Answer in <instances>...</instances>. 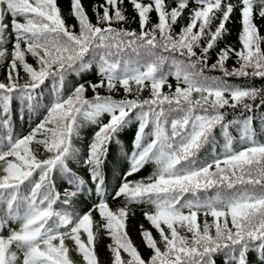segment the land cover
<instances>
[{
  "label": "snow or ice",
  "instance_id": "snow-or-ice-1",
  "mask_svg": "<svg viewBox=\"0 0 264 264\" xmlns=\"http://www.w3.org/2000/svg\"><path fill=\"white\" fill-rule=\"evenodd\" d=\"M92 12L95 23L71 0L69 25L58 0H0V264H77L71 251L100 264L101 231L111 264H216L220 253L223 264H264V84L235 82L264 81V0H104ZM234 16L240 47H220ZM137 18L139 31L124 26ZM93 67L96 83L65 91L69 76ZM13 101L19 119L25 110L35 118L26 135L15 134ZM133 124L129 152L121 135ZM86 126L95 131L79 147ZM113 144L128 163L115 210L106 187ZM148 164L150 175L128 179ZM80 196L91 201L84 213L74 207ZM133 205L147 206L159 237L140 225L147 259L127 232Z\"/></svg>",
  "mask_w": 264,
  "mask_h": 264
},
{
  "label": "trees",
  "instance_id": "trees-1",
  "mask_svg": "<svg viewBox=\"0 0 264 264\" xmlns=\"http://www.w3.org/2000/svg\"><path fill=\"white\" fill-rule=\"evenodd\" d=\"M104 2V0H82V4L85 7L90 19L92 20L93 23H95V16L92 12V5L93 4H102ZM144 2H148V0H144ZM58 6L61 9V14L62 16L65 18L66 23L71 25V24H75L76 21L72 18V16L70 15V9H71V0H58ZM127 7V15L129 18V21L132 20L133 16L135 15L132 11V7L131 5H126ZM152 20L153 22H155V13H152ZM6 22H10V17L8 18V20H6ZM187 23V12H185L184 16L181 17L179 24L175 27V31L178 32L179 31V26L182 24H186ZM258 24H260V21H257ZM125 27L131 28V29H136L137 31H139V24H138V18L136 20V22H132V23H128L126 25H124ZM228 31H229V35H227L224 39L223 42H221V44L219 45L220 47H223L225 43L227 44H231L236 48H239V41H238V34L240 32V24L238 19H236V17L234 16L233 19L227 23L226 25ZM261 34L264 35V26H261ZM9 50H11V44L8 45ZM215 59V56L213 55V60ZM27 60L29 63L35 64V61L28 56ZM228 66H232L233 64V59H230L227 62ZM6 74H7V62H5L4 65L0 66V82H6ZM21 76L24 77V74L21 70ZM26 78V77H25ZM97 76L95 74V67H93L92 71L90 73L87 74H83L80 76H69L67 78V81L65 83V91L67 92V90L74 84L77 83H82L84 81L87 80H92L93 83L97 82ZM235 79V78H233ZM21 83L24 82V79H21L20 81ZM236 83H244L246 86L247 85H251L254 83L255 86L260 87L262 84H264V81H261L259 79H256L254 82L253 81H235ZM169 83H171L173 85V91L176 85V82L173 78L169 77ZM47 84V82H46ZM165 92L168 91L167 87H165L163 89ZM102 95H105L107 93H105V91L103 89L100 90ZM88 98H91L93 93L91 92V90L89 89V91L86 93ZM114 97L116 99H122L124 98V93L122 90H120L119 92L113 93ZM149 96V91L146 89L142 95H141V99L143 98H147ZM128 98H133L132 96H129ZM257 103H259V101H257ZM13 109L16 112V118L14 120L15 123V134L16 135H26L28 134L31 126L35 123V118L30 119L29 115L27 113V111L25 110L23 112V119H19L20 116V109H19V104L17 101H13ZM261 111H264V108H261ZM231 118V117H229ZM105 122L107 121V117H104ZM136 125L133 124L131 126L130 129L126 130L125 133H123L121 135V139L123 140L125 146L127 147L128 151H131V138L134 134ZM95 131L94 127L91 126H86L84 129H82L81 131V141H77V145L79 147H85L88 143V141L91 139V135L92 133ZM233 135H236L235 130L233 129ZM257 131L259 132V128L257 127ZM217 137L219 138V130H217ZM261 141H264V136L260 137ZM239 145H237L238 147ZM32 149L34 151H37V145L33 144ZM210 151V148H205L202 150L201 152V158H204L206 155H208ZM43 152V149L40 148L38 155L40 153ZM70 167L73 168L74 171H77L81 176H84L85 179H88V177L86 176V174L84 173V171L80 168H78L77 165H75L74 163L70 162ZM128 168V163L127 160L124 159L122 160L120 158V154H119V150L116 147L115 144H113L112 146V150H111V155L109 157V162L106 168V175H107V181H106V187L108 189L109 192V205L112 209H117L118 207L122 206V199H116L113 200L111 199V194H114L115 189L119 186V184L121 183V179H122V174L123 172ZM115 170V172H114ZM154 170V166L152 164H148L146 165L142 170H140L136 175L128 177L129 180H139L143 177H147L148 175H150ZM58 184L63 187V183L61 181H58ZM211 194V193H210ZM94 196V193L92 194ZM74 207L77 211H79L80 213H84L86 212L90 207H91V201L85 197V196H80L78 199L75 200L74 202ZM147 206L145 205H133L132 208L134 210V214L130 212L129 217L127 219V232L131 238V240L133 241L134 245L137 246L138 250L140 251V253L142 254V256L147 259L150 256V251L148 249L145 248L143 242H142V238L140 235V225H143L145 229H150L153 232V236L159 240V237L155 231V229H151L150 228V224L148 221H146V219L144 218V213H143V209H145ZM93 219L96 222H100V218L98 216V214L96 212H93ZM211 221V217L208 218ZM94 231H95V227H94ZM111 243V240L107 237V235L101 231L100 235H99V240L97 243V254H98V258H99V262L100 264H111V256L110 253L107 249V245ZM69 246L71 248V242H69ZM70 255L72 256V258L77 262V264H82V258L77 255L74 251L70 252ZM123 255V253H122ZM223 257L224 254L220 253L215 257V261L216 264H223ZM254 253H250L249 254V259L252 260L254 259Z\"/></svg>",
  "mask_w": 264,
  "mask_h": 264
}]
</instances>
